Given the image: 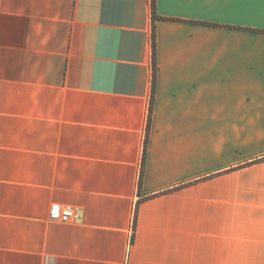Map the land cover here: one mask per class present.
<instances>
[{
	"label": "crops",
	"instance_id": "1",
	"mask_svg": "<svg viewBox=\"0 0 264 264\" xmlns=\"http://www.w3.org/2000/svg\"><path fill=\"white\" fill-rule=\"evenodd\" d=\"M0 264H264V3L0 0Z\"/></svg>",
	"mask_w": 264,
	"mask_h": 264
},
{
	"label": "built area",
	"instance_id": "2",
	"mask_svg": "<svg viewBox=\"0 0 264 264\" xmlns=\"http://www.w3.org/2000/svg\"><path fill=\"white\" fill-rule=\"evenodd\" d=\"M78 217L71 205L53 204L50 208L49 218L52 222L70 224Z\"/></svg>",
	"mask_w": 264,
	"mask_h": 264
},
{
	"label": "snow or ice",
	"instance_id": "3",
	"mask_svg": "<svg viewBox=\"0 0 264 264\" xmlns=\"http://www.w3.org/2000/svg\"><path fill=\"white\" fill-rule=\"evenodd\" d=\"M239 2H243V0H239ZM261 3H264V0H261Z\"/></svg>",
	"mask_w": 264,
	"mask_h": 264
}]
</instances>
